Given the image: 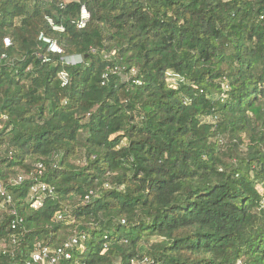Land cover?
<instances>
[{"label":"trees","instance_id":"obj_1","mask_svg":"<svg viewBox=\"0 0 264 264\" xmlns=\"http://www.w3.org/2000/svg\"><path fill=\"white\" fill-rule=\"evenodd\" d=\"M39 164L36 210L11 175ZM0 182V264L73 237L62 264H264V0H2Z\"/></svg>","mask_w":264,"mask_h":264},{"label":"built area","instance_id":"obj_2","mask_svg":"<svg viewBox=\"0 0 264 264\" xmlns=\"http://www.w3.org/2000/svg\"><path fill=\"white\" fill-rule=\"evenodd\" d=\"M2 0H0L1 2ZM71 1H79V0H71ZM119 1V0H115ZM142 1H149V0H142ZM66 3H62L61 6L64 7ZM91 15L88 12L86 7H83L80 14V20L77 23V27L80 30H83L86 28L88 22L90 21ZM48 24L51 27V29L54 32L64 33L65 28L63 26H60L56 24V22L52 18H47ZM38 41L43 44L46 47V53L43 55H39V58L42 59L44 63H49L51 61V58L49 55H64V50L60 47L58 42L46 35L45 33H41L38 37ZM4 44L6 47H10L12 45L10 38L4 39ZM116 53L112 54H104V59L107 61H110ZM6 56L4 55L3 58ZM64 64L66 65H77L81 64L83 62V59L81 56H71L64 58ZM121 69L116 67L113 69L114 73L120 72ZM137 70L133 69L131 71L130 76L127 78L133 80V83L137 86L143 85L142 81L140 79H136L137 77ZM60 80L63 83V86H66L69 82V76L67 73L63 72L60 74ZM168 80L173 84L177 85L179 82H183L184 80L180 77V75L168 72L167 73ZM37 171L26 177V175H20L17 178L13 179L11 184L13 186H20L25 181L34 179L36 181L35 185L31 189L30 198L32 200V208L33 209H39L42 207L45 199L47 197H50L53 195L54 190L45 182L43 181L45 168L43 165L39 164L36 166ZM0 197L4 200L3 205H8L12 207L11 214L14 216V219L11 224V229L13 231H17L20 225L23 223V219L18 215V212L16 209H14L13 206V196L8 190V188L0 182ZM89 200V197L86 198ZM59 219H62V216H59ZM82 238L79 237H73L69 241H67L65 244L59 246V247H52L49 245H44L42 243H38L35 246V251L32 255L31 260L25 262L24 264H62L64 260H71L73 258V252L74 250H83L84 247L82 245ZM1 243H10L12 245H16L18 243V235L12 234L9 237H2L0 238V244ZM17 264V263H13Z\"/></svg>","mask_w":264,"mask_h":264},{"label":"rangeland","instance_id":"obj_3","mask_svg":"<svg viewBox=\"0 0 264 264\" xmlns=\"http://www.w3.org/2000/svg\"><path fill=\"white\" fill-rule=\"evenodd\" d=\"M16 171H15V173H13L12 175H11V177L12 178H17L18 176H20V175H26V177H28V175L27 174H25L23 171H20L19 169H15Z\"/></svg>","mask_w":264,"mask_h":264}]
</instances>
